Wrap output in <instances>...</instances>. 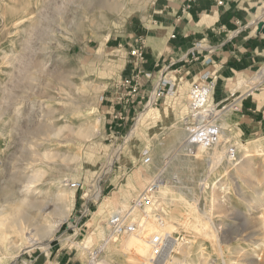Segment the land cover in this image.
Returning a JSON list of instances; mask_svg holds the SVG:
<instances>
[{"label":"rangeland","instance_id":"374dc122","mask_svg":"<svg viewBox=\"0 0 264 264\" xmlns=\"http://www.w3.org/2000/svg\"><path fill=\"white\" fill-rule=\"evenodd\" d=\"M152 1L0 0V264H264V106L252 130L242 105L264 100V62L196 79L213 80L220 133L190 150L193 82L170 68L125 76L146 60ZM133 76L153 94L111 132L106 97L128 104ZM160 177L144 234L167 233L174 261L137 253L139 231L108 239V219Z\"/></svg>","mask_w":264,"mask_h":264},{"label":"crops","instance_id":"0c3cea01","mask_svg":"<svg viewBox=\"0 0 264 264\" xmlns=\"http://www.w3.org/2000/svg\"><path fill=\"white\" fill-rule=\"evenodd\" d=\"M263 1L153 0L151 18H155L156 24L146 33V60H129L125 76L138 70L145 79L146 75L170 68L179 70L183 81L194 82L206 71L214 75L220 65L241 73L262 64L264 34L257 33L253 27L261 22V16L264 18V11L258 19L253 18V8ZM143 28L147 26L143 24ZM142 83L138 94L128 96L130 102L126 105L115 102L111 94L106 97L107 106L111 108L108 111L111 132L124 128V120L153 94L151 88L142 94ZM254 93L242 103L244 113L250 116L252 130L260 126L264 106L263 96H259L261 92Z\"/></svg>","mask_w":264,"mask_h":264},{"label":"built area","instance_id":"2783aa9c","mask_svg":"<svg viewBox=\"0 0 264 264\" xmlns=\"http://www.w3.org/2000/svg\"><path fill=\"white\" fill-rule=\"evenodd\" d=\"M139 77H127L132 83L131 93L135 94L139 88ZM189 91V116L186 117L184 124L188 132L187 141L205 142L207 146L213 144L220 133V127L217 125V109L209 104V95L213 88V80L202 79L194 81ZM194 147H190L192 150ZM229 154L236 156V149L230 148ZM150 156H144V161L149 162ZM69 186L78 188L80 182H69ZM160 186V182L153 180L142 192L137 195L131 203V206L124 213H117L108 219L110 226V234L108 239L114 236L131 234L140 231L144 220L147 218V208L154 205V193ZM142 211L146 213V217L135 219L132 217L134 211ZM166 234V235H165ZM153 233L149 240L154 254L160 255L164 252L168 245L167 233Z\"/></svg>","mask_w":264,"mask_h":264},{"label":"bare ground","instance_id":"6f19581e","mask_svg":"<svg viewBox=\"0 0 264 264\" xmlns=\"http://www.w3.org/2000/svg\"><path fill=\"white\" fill-rule=\"evenodd\" d=\"M114 6H116V5H114ZM114 6H111L110 8H113ZM117 8V7H116ZM112 10H114V8L112 9ZM219 112V111H218ZM145 112H141V114H140V116H139V118H141V116H143V114H144ZM138 118V119H139ZM134 126H136V124L134 125ZM88 131V130H87ZM86 131V132H87ZM79 132H80V130H79ZM81 132L83 133L84 131H82L81 130ZM81 133V134H82ZM88 133V132H87ZM87 133H85V135L87 136ZM83 135V134H82ZM85 138V137H84ZM218 140V137L216 138V140H215V142ZM185 144V143H184ZM187 145L189 146V147H193V146H195L196 148H197V153L198 154H200V152L202 151V150H204V148L207 146V144L205 143V142H203V141H201V142H198V141H192V140H188L187 141ZM196 154V153H195ZM69 178V177H68ZM158 181L160 182V186L159 187H161V185H163V180L161 179V177H160V179H158ZM62 182V181H61ZM65 182V181H64ZM64 184V183H63ZM165 184V183H164ZM63 190V189H62ZM61 190V191H62ZM161 190V189H160ZM62 193V192H61ZM22 217H27V216H22ZM150 218V216H149V214L147 215V218L144 220V222H143V225L141 226V228H140V231L138 232V235H133V236H135V237H133L132 239H134V245H135V248H136V252L137 253H139L140 255H142V256H144V255H146L147 253H149V254H152V251H150V248H151V244H150V240H149V238H150V234L148 233V234H144L145 233V231H146V229H144L145 227H146V222L148 221V219ZM57 220V219H56ZM61 222H62V220H58L57 221V224H56V226L58 227V226H60V224H61ZM56 228V227H55ZM37 229V228H36ZM38 230H40V231H42V230H44V227L42 226V225H40L39 224V226H38ZM38 230L36 231V232H38ZM150 232V231H149ZM163 233V232H162ZM165 234V233H164ZM148 235H150V236H148ZM166 235V234H165ZM132 237V236H131ZM168 237V236H167ZM28 238H29V242L30 243H38L36 240H37V238H35L34 237V233L33 234H31V235H29L28 236ZM168 239H169V237H168ZM128 242V241H127ZM171 242L168 240V245H167V248L164 250V252H163V254H160V255H158L160 258H162V260H172V261H174V259H173V257L172 256H170L169 255V248L172 246V245H169ZM172 244V243H171ZM129 245V244H128ZM188 250V249H187ZM184 252H186V249L185 250H183ZM171 254V253H170ZM152 256V255H151ZM93 257V256H92ZM145 258V257H144ZM157 258V257H156ZM148 259V258H147ZM152 259V258H151ZM178 260V259H177ZM100 264H105V263H100Z\"/></svg>","mask_w":264,"mask_h":264},{"label":"water","instance_id":"95a60500","mask_svg":"<svg viewBox=\"0 0 264 264\" xmlns=\"http://www.w3.org/2000/svg\"><path fill=\"white\" fill-rule=\"evenodd\" d=\"M263 25L262 22L259 23V27L262 29L263 28Z\"/></svg>","mask_w":264,"mask_h":264}]
</instances>
